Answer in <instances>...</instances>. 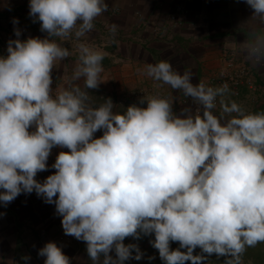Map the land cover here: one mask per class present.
Returning a JSON list of instances; mask_svg holds the SVG:
<instances>
[{
	"label": "clouds",
	"instance_id": "9594fccd",
	"mask_svg": "<svg viewBox=\"0 0 264 264\" xmlns=\"http://www.w3.org/2000/svg\"><path fill=\"white\" fill-rule=\"evenodd\" d=\"M243 2L252 27L242 49L264 66V0ZM108 8L106 0H29L28 14L46 35L22 40L14 27L16 39L0 55V204L33 192L54 204L64 234L85 242L91 264L141 260L139 246L124 241L142 235L154 236L163 264H209L213 255L242 264L247 248L264 243V110L230 99L227 83H193L190 69L181 73L167 60L143 74L192 105L176 111L171 95H143L123 112L110 97L94 103L89 90L103 83L118 25L107 26L104 44L89 33ZM72 57L71 74L53 87V71ZM53 148L67 151L41 182ZM38 255L44 264H71L54 241Z\"/></svg>",
	"mask_w": 264,
	"mask_h": 264
},
{
	"label": "crops",
	"instance_id": "0c3cea01",
	"mask_svg": "<svg viewBox=\"0 0 264 264\" xmlns=\"http://www.w3.org/2000/svg\"><path fill=\"white\" fill-rule=\"evenodd\" d=\"M106 2L108 11L97 18L89 39L113 23L123 35L119 45L106 49L109 55L105 58L107 66L102 77L107 76V82L102 78L103 83L98 88L107 89L108 80H112L114 86L110 85L108 91L112 100L119 96L129 98L133 91L151 85L161 95L172 96L176 111L192 105L191 99L182 92L143 74L147 64L167 60L181 73L190 69L194 73L193 83L201 80L210 86L227 83L230 99L249 111L264 110V66H254L242 49L252 27L249 20L252 10L243 0ZM0 5V55L7 54L9 39H16L14 27L23 31L22 40L46 35L40 31L39 22L33 23L28 14L29 0H0ZM171 15L176 16L178 24L169 23ZM13 18L18 19V25H13ZM74 60L72 57L58 64L53 71V87L64 85L63 78L71 74ZM241 72L249 76L241 78L238 76ZM79 83L83 86L82 81ZM0 213H4L0 216V264H25L23 256L30 257L27 264H44L45 258L40 257L38 251L49 241L62 248L71 264H91L85 242L66 236L55 205L45 203L35 192L22 193L6 207L0 204ZM124 243L133 244L126 240ZM142 247L145 248L143 244ZM125 264L153 263L144 256Z\"/></svg>",
	"mask_w": 264,
	"mask_h": 264
},
{
	"label": "rangeland",
	"instance_id": "374dc122",
	"mask_svg": "<svg viewBox=\"0 0 264 264\" xmlns=\"http://www.w3.org/2000/svg\"><path fill=\"white\" fill-rule=\"evenodd\" d=\"M102 78L107 82V76H104ZM111 81L112 80H110V79L108 80V86L109 87L107 89L105 87V89H100V90L99 89L89 90L90 94L92 95V100H93L94 103H96V104L102 103L103 102V98L110 97V92H108V91H110V87H112L110 85L114 86V84H111L112 83ZM139 90L142 91V92H144V91L145 92L142 95H138V96L134 95ZM130 94H129L130 95L129 98H125V96H123V97L119 96V97H117V99L113 100L114 104L117 105V109H116L117 111L123 112L129 105L138 104L139 99L143 95H145V96H151V95L168 96V95H164V94L161 95L158 92V90L154 89L153 86H151V85L149 87L144 88V89L143 88L137 89V90L133 91ZM219 110H220L219 109V104L217 102V110H215V111L219 112ZM97 134H98V137L100 135H102V133H100V132L99 133L97 132ZM60 151H67V149L53 148L52 153H51V155H50V157H49V159L47 161V164L49 166L48 170L38 173L36 179L46 178L48 175H51V174H53L55 172V169H53L51 167V165L55 162V158H56L57 154ZM152 239H154V236H143L142 235L141 238L139 239V240H142V242L138 241L139 243H137V241L134 238H132V237H128L125 240L126 241H130L133 244H137L139 246V248L141 249V251L144 252V256L147 257V259H148V257H155L152 260L148 259V261H150L151 263H153V264L163 263V261L159 257L158 250H156L155 248L151 249L152 245L150 244V240H152ZM142 244L145 246V248L142 247ZM171 247L173 249H175V248L178 247V244L177 243H173L171 245ZM196 252L198 253L199 249H197ZM223 260H224L223 257L218 259L216 256L213 255V256L209 257V264H222ZM188 264H190V262H188ZM242 264H246V263L242 262Z\"/></svg>",
	"mask_w": 264,
	"mask_h": 264
},
{
	"label": "built area",
	"instance_id": "2783aa9c",
	"mask_svg": "<svg viewBox=\"0 0 264 264\" xmlns=\"http://www.w3.org/2000/svg\"><path fill=\"white\" fill-rule=\"evenodd\" d=\"M184 1H186V2H189L190 0H184ZM179 10H181V9H179ZM169 23H177L178 24V22H177V18H176V16H174V15H171L170 17H169ZM23 32V31H22ZM108 36H109V33H108V28H103L101 31H100V33L99 34H97L94 38H92V39H90V40H92V41H94L95 43H97V44H104L105 42H106V40H107V38H108ZM115 40H116V42L115 43H113V44H109L107 47H106V49L107 48H109V47H116L117 45H119V43H121L122 41H123V35L121 34V33H119V32H117V35H116V37H115ZM105 49V50H106ZM230 62H231V60H229ZM238 76L239 77H241V78H246V77H248L249 76V74L247 73V72H241V73H239L238 74ZM145 92V91H144ZM144 92H142V91H138L137 93H135L134 95H136V96H138V95H142ZM133 95V96H134ZM217 110V109H216ZM99 133V132H98ZM100 133H102V132H100ZM96 136L98 137V134L96 133Z\"/></svg>",
	"mask_w": 264,
	"mask_h": 264
},
{
	"label": "trees",
	"instance_id": "16d2710c",
	"mask_svg": "<svg viewBox=\"0 0 264 264\" xmlns=\"http://www.w3.org/2000/svg\"><path fill=\"white\" fill-rule=\"evenodd\" d=\"M103 66H107L106 59H104L103 61ZM135 240L137 241V243H139L138 241L142 242V240ZM152 248L153 247L151 246V249ZM242 262H245L246 264H264V243L257 244L255 247L247 248L246 252L242 257ZM222 264H224V260Z\"/></svg>",
	"mask_w": 264,
	"mask_h": 264
}]
</instances>
